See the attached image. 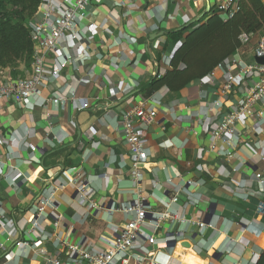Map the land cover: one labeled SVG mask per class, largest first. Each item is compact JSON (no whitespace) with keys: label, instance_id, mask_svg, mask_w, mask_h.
Returning <instances> with one entry per match:
<instances>
[{"label":"crops","instance_id":"crops-1","mask_svg":"<svg viewBox=\"0 0 264 264\" xmlns=\"http://www.w3.org/2000/svg\"><path fill=\"white\" fill-rule=\"evenodd\" d=\"M212 1L91 0L83 23L88 37L85 42L90 46L87 57L70 65L57 81L40 90V98L46 99L54 90L62 88L64 92L74 85L76 76L83 82L77 86L76 94L84 110H77L72 102L63 110L55 111L48 105L46 109L34 107L27 112L14 101L0 104V157L10 146L20 156L13 163L16 171L12 174L30 177L14 189L0 178L2 209L14 220L13 226L6 228L0 219V264H47L44 257L23 247V242L43 248L46 257L75 264L77 260H70L61 244L107 249V242L101 240L110 233L106 211L111 205L132 199L131 161L121 137L120 118L131 106H150L149 100L156 107L154 122L140 130L151 170L144 173L143 192L146 196L153 192L158 200H151V205L163 211V204L173 194L168 179L177 186L182 185L178 175L183 181L192 180L197 185L189 187L188 192L200 200L199 204L188 209L186 196L181 194L170 209L180 215L188 211L189 217L208 219L212 225L201 234L191 225L165 224V234L185 231L183 238L171 245L165 264H256L264 249V210L256 212L259 201L264 203V194L258 193L254 184L256 172L264 175V124L259 126L253 118L242 120L237 129L244 145L228 157L225 146L218 142L214 151H208L211 141L207 132L231 104L222 100V108L196 116L199 106L206 102L201 92L220 95L221 71L215 70L211 79L195 81L178 92L163 87L147 93L156 74L166 73L168 57L178 46L169 41L168 34L180 31L195 19L199 21L194 24L205 21ZM258 36H253L244 48L245 62L253 61ZM255 111L264 115V105H258ZM47 122L53 125L50 138L67 134L63 145L45 140V133L50 131ZM24 127L33 131L27 141L5 147L10 135L22 137ZM250 141L257 147H251ZM165 142L170 146H163ZM28 144L37 149L35 157ZM200 164L205 165L206 173L196 168ZM70 169L88 180V195L80 199L72 186L58 192L53 204L46 206L39 230L28 233L37 195L60 181L66 183L69 176L65 172ZM8 172V166L0 169L2 174ZM152 181L161 185L159 191H152ZM125 221L120 212L111 219L116 226Z\"/></svg>","mask_w":264,"mask_h":264},{"label":"built area","instance_id":"built-area-1","mask_svg":"<svg viewBox=\"0 0 264 264\" xmlns=\"http://www.w3.org/2000/svg\"><path fill=\"white\" fill-rule=\"evenodd\" d=\"M240 1L213 0L211 8H214L225 23L240 12ZM90 4L91 0L40 1L35 15L27 26L33 44L30 71L24 77L10 78L5 75L8 70L0 69V104L14 101L27 112L34 107L46 109L48 105H51L55 111L63 110L72 102L77 110H84L76 94L77 86L82 85L83 82L76 76L74 77L75 81L72 82L74 85L64 92L62 88L54 90L48 98L44 99L40 98V90L57 81L61 77L62 71L70 65L79 63L87 57L90 46L85 42L88 37L83 23L86 20ZM258 34L253 49L254 59L252 62H245L242 54L255 35L242 33L238 37L240 47L234 55L219 63L206 78L200 80L204 82L203 80L211 79L215 70L222 72L223 83L220 95L201 92L200 97L202 96L206 102L199 106L197 117L205 116L211 109L222 108L225 102L231 104V108L221 115L218 123L208 129L207 136L211 141L208 151H214L218 142L225 146L224 151L227 156L232 157V151L244 145L242 134L237 129L238 124L249 118L257 120L259 126L264 124V115L255 111V107L264 105V65L256 62V59L264 57V26ZM173 53L168 57L169 61ZM92 71L93 67L91 66L89 72L92 73ZM162 76L164 75L157 73L155 78L160 79ZM237 93L240 95L236 96ZM147 103H150V106L141 103L127 108L120 118L121 137L128 146L131 161L129 177L132 187L129 192L132 199L118 206L112 207L111 205L106 211V221L110 233L104 235L101 240L107 242V249L89 250L81 244H61L65 246L69 259L72 261L77 260L81 264H165L164 258L166 260L170 258L168 250H171V244L178 242L185 233L183 229H179L175 234H165L163 231L165 224L191 225L200 230L201 234L212 228L210 223L198 216L189 217L188 211L180 215L170 209L171 205L178 203L181 194L186 196L188 209L199 204L200 200L188 192L189 187L197 185L192 180L183 181L182 177L178 175L182 185L177 186L172 179H168L167 184L172 188L173 194L163 204V211H156L151 205V200L155 202L158 200L153 192L147 196L143 192L141 184L144 180V173L151 172V170L148 168V157L140 130L154 122L156 107L153 101L149 100ZM47 125L50 131L45 133V140L52 139L58 145H63L67 134L50 138L53 125L50 122H47ZM32 134L33 131L24 127L22 137L10 135L4 145L6 147L8 143L23 144ZM194 134L197 135L195 132ZM168 142L162 143V145L169 144L170 146ZM249 143H251V147H257L256 143L251 141ZM7 148L0 157V169L8 166L9 172L0 173V178L9 188L14 189L20 181L28 182L30 177L22 174L14 177L12 173L16 171V167L13 166V163L20 159V156L17 152L12 151L10 146ZM28 150L34 156L37 149L28 144ZM196 168L200 172L206 173L205 165L200 164ZM65 175L69 176L66 183L60 181L58 185L52 186V189H45L37 195L32 205L33 220L28 233L39 230L40 219L45 214V208L53 204V198L58 192L72 186L80 199H84L88 195L87 179H84L80 174H75V169L66 171ZM150 184L152 191L161 189V185L154 181ZM254 184L256 191L264 194V175L262 173L254 174ZM2 204L0 200V219L4 221V227H12L14 220L6 216ZM91 207L99 209L97 205H91ZM263 210L264 203L259 201L256 212L262 213ZM117 212L122 213L126 220L119 226L111 223L113 214ZM48 240L50 238H47ZM21 245L44 257L47 264H75L74 262L64 263L56 257H46L45 250L37 247L36 244L29 245L27 242H23Z\"/></svg>","mask_w":264,"mask_h":264},{"label":"trees","instance_id":"trees-1","mask_svg":"<svg viewBox=\"0 0 264 264\" xmlns=\"http://www.w3.org/2000/svg\"><path fill=\"white\" fill-rule=\"evenodd\" d=\"M40 1L0 0V69L8 70L13 78L24 77L30 71L33 44L27 26ZM204 18L205 21L168 34L169 41L178 46L164 76L150 82L148 94L163 87L178 92L206 78L219 63L234 55L242 33L261 32L264 0H241L240 12L225 23L214 8ZM256 264H264V249Z\"/></svg>","mask_w":264,"mask_h":264},{"label":"water","instance_id":"water-1","mask_svg":"<svg viewBox=\"0 0 264 264\" xmlns=\"http://www.w3.org/2000/svg\"><path fill=\"white\" fill-rule=\"evenodd\" d=\"M210 9H207V12L209 11ZM199 21V19H195L194 21H192L191 23H189V25H186L185 27H183L181 30H184V29H186V28H188L191 24H194V23H197ZM256 62L257 63H259V64H261V65H264V57L262 58V59H256ZM108 208H110V207H108ZM107 208V209H108ZM207 223H208V219L207 220H205ZM172 244H174V243H172ZM171 244V245H172Z\"/></svg>","mask_w":264,"mask_h":264},{"label":"rangeland","instance_id":"rangeland-1","mask_svg":"<svg viewBox=\"0 0 264 264\" xmlns=\"http://www.w3.org/2000/svg\"><path fill=\"white\" fill-rule=\"evenodd\" d=\"M6 75H8V77H10V78H13L9 71L7 72Z\"/></svg>","mask_w":264,"mask_h":264}]
</instances>
